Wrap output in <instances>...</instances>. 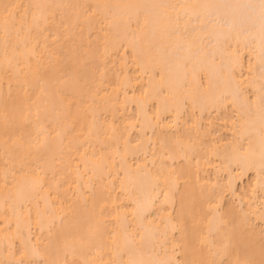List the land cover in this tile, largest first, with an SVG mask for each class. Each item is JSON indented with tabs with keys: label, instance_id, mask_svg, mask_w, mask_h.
<instances>
[{
	"label": "bare ground",
	"instance_id": "obj_1",
	"mask_svg": "<svg viewBox=\"0 0 264 264\" xmlns=\"http://www.w3.org/2000/svg\"><path fill=\"white\" fill-rule=\"evenodd\" d=\"M0 264H264V0H0Z\"/></svg>",
	"mask_w": 264,
	"mask_h": 264
}]
</instances>
